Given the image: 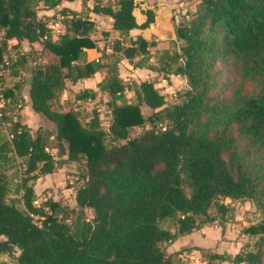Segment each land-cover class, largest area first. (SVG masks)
Returning <instances> with one entry per match:
<instances>
[{"label": "trees", "instance_id": "trees-1", "mask_svg": "<svg viewBox=\"0 0 264 264\" xmlns=\"http://www.w3.org/2000/svg\"><path fill=\"white\" fill-rule=\"evenodd\" d=\"M70 1L0 0V82L8 69L18 75V66L33 62L24 82L31 109L54 125L51 138L47 132L32 134L25 122L9 116L11 137L0 134V253H16L17 264H180L177 257L199 249L207 264H264V0H200L195 11L174 23L173 49L160 50L158 57L165 79L187 80L188 87L179 90L181 102L173 105L153 81L123 82L118 62L83 60L84 49L96 47L90 12L112 17L113 30L127 36L153 23L154 11L143 10L146 18L139 23L136 0H95L92 8L82 0L86 11L70 9L65 4ZM58 16L66 30L54 39L48 23ZM11 40L29 46L39 41L50 60L38 63L28 50L12 62ZM151 45L142 37L130 44L116 39L113 49L133 60L149 56ZM102 69L106 76L97 88L79 90L76 99L106 92L112 106L108 130L97 115L84 125L76 110L52 107L68 82ZM226 71L238 81L223 80ZM15 87L5 90L9 105L19 98L15 90L21 87ZM129 89L132 101L126 98ZM143 107L152 112L145 116ZM17 161L24 167L17 170L20 196L9 200L7 170ZM69 161L84 163L77 207L54 199L35 204L31 180ZM225 198L252 200L262 212L261 221L247 229L260 234L254 250L230 256L175 246L208 223L224 227L230 210ZM214 205L220 220L210 214ZM166 220L171 229L163 226Z\"/></svg>", "mask_w": 264, "mask_h": 264}, {"label": "rangeland", "instance_id": "rangeland-1", "mask_svg": "<svg viewBox=\"0 0 264 264\" xmlns=\"http://www.w3.org/2000/svg\"><path fill=\"white\" fill-rule=\"evenodd\" d=\"M103 2L111 1V0H102ZM140 9L136 10L137 15H141L143 8H147V6L155 5V1L153 0H137ZM184 2V5H180L179 7H175L173 9V23L178 22L184 17L185 13L193 12L197 9L198 3L200 0H181L180 2ZM90 3H92L90 1ZM43 3L40 2L38 5V13L39 17H41V10ZM86 6L84 5L80 11H85ZM62 20L61 17H58V20ZM50 24V22L48 23ZM54 25V27H53ZM50 25L51 34L53 37H58L60 34L57 30V23ZM60 28V27H59ZM61 29V28H60ZM97 32H93V35L102 37V35ZM105 35V34H104ZM130 35V34H129ZM127 35L121 36L113 35L115 39L125 38L126 44H130V39L136 37L137 35H132L130 37ZM2 34H0V37ZM154 41L153 37L151 39ZM151 42V41H149ZM173 41H170V46L168 48L173 49ZM114 43V42H113ZM9 57L12 62L22 56L23 52H27L28 50L34 51V56H36V61L38 63L45 62L46 60H50L49 56L42 55L41 53V44L39 41L34 42L31 46L28 45L26 41L23 43L16 45L15 40H11L9 42ZM113 45V44H112ZM167 48V49H168ZM152 48L150 47V57L147 55H139L133 60H129L124 57L121 52H113L110 54L103 53L102 56L96 62L102 64H109L118 62L119 74L120 78L123 82L133 85L135 82H139L142 80H150L155 83V85L159 88V90L165 94L166 101L168 105H173L175 103L181 102L182 98L179 95V90L184 91L187 87V80L184 76H176L171 77V80H167L163 77V73L160 70V64L158 62V57L160 50L156 49L152 52ZM152 57V58H151ZM33 58V57H30ZM29 58V59H30ZM151 58V59H150ZM34 65L33 62H27L25 65L18 66L15 70L18 75L13 74V70H7L4 74V90L7 88H16L15 85H20L21 89L18 91L15 90L17 96H19L18 100H16L11 105L6 104L4 113L8 117V120H4V124L0 127V134L9 139V116L14 120L20 119L25 122L32 134L36 132H47L51 135V138L54 137L53 130L54 125L51 123L46 117L43 115L36 114L32 109L28 108V102L26 100V86L24 84L25 79L28 78V72L30 67ZM132 66V67H131ZM102 72H106V69H102ZM223 80H231L232 83H236L239 78L235 77L232 72H224L222 75ZM235 85V84H234ZM233 85V87H234ZM84 88L83 83L79 84H71L67 83V86L63 91L58 94V97L52 101V107L57 110L67 111V110H76L79 113L80 120L84 125H88L90 120L97 115L100 121V125L103 129L108 130L109 125L112 121V106L110 104V96L106 92H99V94L92 99L80 101L76 99V94L79 90ZM97 88V87H95ZM231 92V88L228 93ZM133 90L129 89L126 91V98L128 101H132L134 99ZM25 97V99H24ZM142 111L145 116H148L152 110L146 107L142 108ZM150 124H145L142 127H134L131 130V136L138 135L145 128H148ZM110 143L109 141H107ZM55 142L51 143L53 146ZM50 152L58 159L57 149L54 147L49 148ZM17 164V166H16ZM15 166L9 170H7V174L11 179V190L9 194V200L12 198H19L20 194L16 192V184L20 181V174L17 175V170H23V165L16 162ZM84 163L82 161H69L63 165L55 168L54 172L43 174L38 176V178L31 180L35 188V192L37 193V200L35 204L43 205L47 200L54 199L61 201L62 203L72 207H77L76 202V189L83 184V180L80 177V171L83 168ZM224 202L228 205L230 210L226 213L223 221L225 223L224 227L221 226L218 221H214L208 223L204 226V231H196L194 236L190 239L184 238L179 240L175 246H196L202 248L207 240L210 247H205L202 249L218 251L221 253L228 254L233 256L238 251L241 250H254V246H256L257 240L260 237V234L249 233L247 229L257 224L263 218L262 212L257 208L255 203L252 200H232L230 198H225ZM210 214L215 216L217 215L218 219H221V216L218 213L217 205H214L210 208ZM87 217L89 219L93 218V213L91 210H87ZM163 226L171 229V220H166L163 222ZM203 235L201 236L202 233ZM226 242L228 244L225 246ZM264 246V245H263ZM196 250V249H195ZM180 258V259H179ZM180 260V264H207L204 256L202 255L201 250L197 249L192 254H183L177 257L176 262ZM17 254H8V253H0V264H17ZM215 264H233L232 262L225 261H215Z\"/></svg>", "mask_w": 264, "mask_h": 264}, {"label": "crops", "instance_id": "crops-1", "mask_svg": "<svg viewBox=\"0 0 264 264\" xmlns=\"http://www.w3.org/2000/svg\"><path fill=\"white\" fill-rule=\"evenodd\" d=\"M90 1L92 3H90ZM94 1L95 0H88L87 5L90 6V8H92ZM154 1H155V5L147 6V8H143V9L144 10L148 9V8L152 9L155 13V21L153 23H151L146 28H137V29L132 30L130 32V35H129L130 37H132V35H137L136 37L130 39L129 43H131L132 40H136L138 37H142V38L146 39L148 42L151 41L150 43H152V45L150 47L153 49V50L151 49L152 52L154 50L156 51V49H158V50L167 49L170 46V41L175 40V25L173 23V20H174L173 19V12H174L173 9L175 7H179L180 5H184L183 1L180 2L181 0H154ZM137 3H138V1H137ZM65 4L68 7H70V9L78 10V11H80L81 8L84 7L82 0H74V1L67 2ZM138 8L140 9L139 5L135 9V14H136L138 22L141 23L145 20L146 15L142 11L141 15L138 16L137 12H136V10ZM86 9H87V6H86ZM44 12L45 11L42 10L40 15H42ZM89 15H90V18L93 21H95V24H96V29L94 32L96 33L97 32L96 30H98L99 35L101 34L102 37L99 38V36L92 34V39L95 40L96 47L91 48V49H84L85 50V55H84L85 59L83 58V60L97 61V60H99V58L102 56L103 53L110 54L113 52V45L112 44L116 40L113 35H116V34L118 35V32L113 30V28H112V17L107 16V15L97 14L94 12H90ZM58 17H57V19L50 20V24H48V25L50 27V25L52 26L53 24L57 23V27H55V28H57V30H59L58 32L61 34V33L65 32L66 26H65L63 20H60V19L58 20ZM53 27H54V25H53ZM125 37H127V36H125ZM152 37H153L154 41L151 40ZM53 38L56 39L57 37H53ZM119 40L126 43L125 38H121ZM150 47L148 48L149 57H150V53H151ZM105 76H106V72L99 71L94 76L82 79V80L78 81L76 84L83 83L84 84L83 89H85V88L96 89L95 87H97V84ZM119 77H120V75H119ZM172 77H176V76H172ZM26 92L27 93H26L25 97H26V100L28 102V108L31 109L30 101L28 98V85H26ZM204 228L205 227H203L201 230H198V231H202V230L204 231ZM195 232L196 231H194L193 233H191L189 235L183 236V237H181V239H184V238L190 239L192 236H194ZM201 233H202L201 236H204L203 235L204 232H201ZM208 241H210V240L208 239L207 242L205 241V243L202 244L203 245L202 248H205V247L208 248L211 246L208 244ZM227 244H228V242H226L224 247H226ZM186 246H191V245H186ZM194 247H196V246H194ZM198 248H200V247H198ZM194 251H197V249L196 250L194 249L191 252H185L183 254H188V253L192 254V253H194ZM216 252H218V251H216ZM219 253H221V252H219ZM183 254H181V255H183Z\"/></svg>", "mask_w": 264, "mask_h": 264}, {"label": "built area", "instance_id": "built-area-1", "mask_svg": "<svg viewBox=\"0 0 264 264\" xmlns=\"http://www.w3.org/2000/svg\"><path fill=\"white\" fill-rule=\"evenodd\" d=\"M3 85H4V83L0 82V125L4 124V120H3L4 112L3 111L5 109L6 104H8L10 101V98L6 97L5 91H3L5 89ZM9 137H11V136L9 135Z\"/></svg>", "mask_w": 264, "mask_h": 264}]
</instances>
